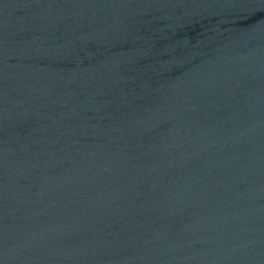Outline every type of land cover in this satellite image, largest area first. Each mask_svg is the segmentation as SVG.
<instances>
[{
    "label": "water",
    "instance_id": "95a60500",
    "mask_svg": "<svg viewBox=\"0 0 264 264\" xmlns=\"http://www.w3.org/2000/svg\"><path fill=\"white\" fill-rule=\"evenodd\" d=\"M0 264H264V0H0Z\"/></svg>",
    "mask_w": 264,
    "mask_h": 264
}]
</instances>
